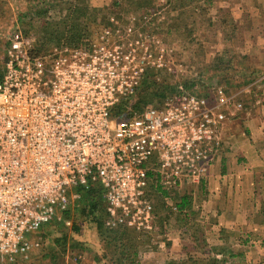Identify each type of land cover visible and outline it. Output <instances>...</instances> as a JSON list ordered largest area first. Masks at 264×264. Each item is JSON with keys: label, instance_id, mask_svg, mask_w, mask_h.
I'll list each match as a JSON object with an SVG mask.
<instances>
[{"label": "built area", "instance_id": "obj_1", "mask_svg": "<svg viewBox=\"0 0 264 264\" xmlns=\"http://www.w3.org/2000/svg\"><path fill=\"white\" fill-rule=\"evenodd\" d=\"M7 42L0 79V264L38 246L32 236L51 221L69 225L63 213L79 199L78 186H99L105 228L146 235L157 228L152 185L170 199L182 187L209 183L223 150V116L181 87L161 104L131 108L146 72L162 69L164 58L163 48L133 25L40 53L20 30Z\"/></svg>", "mask_w": 264, "mask_h": 264}, {"label": "rangeland", "instance_id": "obj_2", "mask_svg": "<svg viewBox=\"0 0 264 264\" xmlns=\"http://www.w3.org/2000/svg\"><path fill=\"white\" fill-rule=\"evenodd\" d=\"M78 7L85 9L84 15L78 14ZM75 15L84 23L81 42L96 38L104 28L133 25L137 33L162 47L163 68L153 71L155 88L158 85L167 98L181 87L222 114L219 134L225 149H238V145L246 149L256 140L264 144L256 134L264 135V129L257 130L264 128V0H0V72L8 36L14 30L34 38L35 52H46L67 44ZM49 35L61 39L46 42ZM141 93L144 100H152L150 104L161 103ZM202 186L182 187L177 192L190 191L195 196L182 214L185 217L172 199L159 196V187L149 188L157 228L151 234H135L136 263L162 264L167 257L176 264H264V202L240 203L242 210L257 213L252 230L245 216L244 223L238 216L235 195L226 202L221 185L212 192L210 184ZM87 203L71 201L68 214L63 213L70 224L61 220L44 225L32 236L38 246L10 264H109L111 257L120 258L121 246L104 243ZM224 212L232 216L228 220L233 226L225 225ZM96 215L102 216L99 209ZM200 244H217L222 249L204 250ZM172 246L173 251L176 247L188 250L181 259L166 254L164 250ZM218 251L222 255L216 256Z\"/></svg>", "mask_w": 264, "mask_h": 264}, {"label": "crops", "instance_id": "obj_3", "mask_svg": "<svg viewBox=\"0 0 264 264\" xmlns=\"http://www.w3.org/2000/svg\"><path fill=\"white\" fill-rule=\"evenodd\" d=\"M258 121L260 122L259 119ZM259 122L257 124H260ZM263 129L264 128L259 127L257 130H263ZM256 134H257V137L262 142H264V135L258 136V131L256 132ZM256 142L257 144H255L254 146L253 145L249 146L246 149L240 148V145H238V149H233V150L231 149L227 150L225 149V147H223V150L221 152V155L218 161L213 166V169L211 171V175L209 178V183L207 184V185L210 184L209 186L210 192L215 190L216 187H220L221 185V187L223 188V193L218 191L216 195H218L219 192L220 194H223L221 196H223L226 202L230 201L231 194L235 195L234 200H237V203L239 204L237 213H240V214H238V216L241 219V221H242V217L245 216L244 218L249 222L248 223V227H250L249 229H252V225H256V223H254L253 217L255 216V214L257 215V213L255 212L254 214L253 211L250 212V211L242 210L243 207H242V204L240 203L241 202H254V201L264 202V195H263V192H264V144L259 142L258 140H256ZM233 154H234V157H231V155ZM234 170L235 172L233 173ZM225 187H228V189ZM225 190H226V193H225ZM187 193L191 195L190 191H188ZM181 194L183 193H179V195ZM240 195H242L243 197H241ZM250 195H252V197H250ZM169 196H171L170 199H172L174 197V193ZM191 196H192V200H194L193 198L195 196L193 195ZM163 199L166 200L167 198L164 197ZM225 206L227 207V205ZM224 213H225L224 214L225 217H223L224 220L226 218L225 225L233 226L232 225L233 222H230V220H228L229 217H232V216L229 214V212H224ZM220 214H221V211H220ZM242 223L244 222L242 221ZM246 223L247 222H245V224ZM221 240L223 239L219 237L218 242H222ZM218 242L217 244H219ZM262 243H264L263 240H262ZM217 244H214L212 246H208V245L206 246V244L205 245L200 244V247L204 245V247H202L204 248V250L205 249L207 250H211V249L219 250L220 249L221 250L222 249L221 245H217ZM169 247L170 246L167 247L166 245L165 248H169ZM173 248L174 246H172L171 249H165L164 251H166V254L168 253L176 254L179 256L178 258H181V259H182V256L185 254V250L186 251L188 250L186 249L188 247L186 248L183 247L184 250L181 247H176L174 251L172 250ZM197 249H199V246L197 247ZM220 254H221V251L220 252L218 251L216 256L217 255L219 256ZM165 258L166 260H163L162 264H169L172 262V261H169L167 257ZM181 259H177V260H181ZM222 260H221V263H222ZM174 262L178 263V261L177 262L174 261ZM147 263H149V261H147Z\"/></svg>", "mask_w": 264, "mask_h": 264}, {"label": "trees", "instance_id": "obj_4", "mask_svg": "<svg viewBox=\"0 0 264 264\" xmlns=\"http://www.w3.org/2000/svg\"><path fill=\"white\" fill-rule=\"evenodd\" d=\"M78 11L79 15H84L85 9L83 8H76ZM79 15H75L74 16V21H72V23L70 24L68 31L69 34L67 35V44L71 45V46H76L78 45L81 41H82V36H83V21H79L80 17ZM53 38L56 39V43H58L61 39V37L58 36H50L47 37V41H51ZM45 42V43H46ZM3 72H0V79L2 78ZM153 71L149 70L146 72L145 77L143 78L141 85L138 89V92L136 94V96L133 99V102L131 103V108L133 110L136 111H140L144 108V106L150 104L152 102L151 99H146L144 100L142 98V93L141 92H145L146 95L148 97H154L157 98L158 102L161 103L165 98V93L163 91H158V85L155 88V84L154 80H153ZM168 86V85H167ZM165 88H168V87ZM174 87L170 88V90H172ZM176 92V89L173 90L172 93ZM171 93V94H172ZM128 103V101H126ZM160 103V104H161ZM154 104V103H153ZM123 108L122 105H118L115 109L116 114H118L119 112H121V109ZM159 190V196L161 198H164L166 192H164L161 188H158ZM75 191L79 193L80 197L79 200H84L87 201V212H89L91 214V216H93V223L95 224L96 230L98 232V234L101 236V239L104 241L105 244L107 245H112L113 247H118L121 246L120 248V254L121 257L120 258H112L111 257V262H109V264H138L134 261V257L137 256V251H138V246L133 242L135 240V234L136 232H134L133 230L127 229V228H117V229H107L104 227L103 223H102V216L101 215H96L97 210L99 209V211H101L102 213V208H101V204H102V198H101V191L99 186H93V187H88V188H82V187H76ZM174 199L173 201L175 202V206L178 209L179 214L182 217H185L183 215H185V209L190 208V204L192 201V196L190 194L183 193L181 195H179L177 192H174V197L172 198ZM164 202V201H163ZM101 203V204H100ZM101 205V206H99ZM65 214H68V210L64 212ZM155 213V211H154ZM183 214V215H182ZM57 220H53L51 222H56ZM58 222V221H57ZM49 224V223H48ZM135 236V237H134ZM229 255L231 256L232 254L229 253ZM126 260H129V262H125ZM218 260L215 259L214 263H216ZM211 261H208L205 264H212L210 263ZM185 263V262H184ZM169 264H176L174 262H171Z\"/></svg>", "mask_w": 264, "mask_h": 264}]
</instances>
